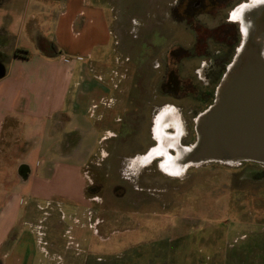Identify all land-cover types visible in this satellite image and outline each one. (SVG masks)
Returning <instances> with one entry per match:
<instances>
[{
	"label": "rangeland",
	"instance_id": "1",
	"mask_svg": "<svg viewBox=\"0 0 264 264\" xmlns=\"http://www.w3.org/2000/svg\"><path fill=\"white\" fill-rule=\"evenodd\" d=\"M94 1L111 41L95 49L101 63L93 70L108 89L90 111L100 139L84 167L86 186L79 201L26 204L23 254L7 261L264 264V162L184 170L179 161L242 44L232 11L249 0H202L210 13L190 19L177 7L191 0ZM15 16L0 29L3 65L6 48L23 36ZM159 132L168 158L143 162L160 146Z\"/></svg>",
	"mask_w": 264,
	"mask_h": 264
},
{
	"label": "crops",
	"instance_id": "2",
	"mask_svg": "<svg viewBox=\"0 0 264 264\" xmlns=\"http://www.w3.org/2000/svg\"><path fill=\"white\" fill-rule=\"evenodd\" d=\"M94 2L0 0V29L16 13L23 23L0 78V264L23 254L26 204L79 201L86 186L84 167L100 139L90 111L108 89L93 70L101 63L95 49L111 41Z\"/></svg>",
	"mask_w": 264,
	"mask_h": 264
},
{
	"label": "water",
	"instance_id": "3",
	"mask_svg": "<svg viewBox=\"0 0 264 264\" xmlns=\"http://www.w3.org/2000/svg\"><path fill=\"white\" fill-rule=\"evenodd\" d=\"M249 35L218 87L215 103L198 121L197 142L184 147V170L211 161L264 162V41ZM4 74L0 64V78Z\"/></svg>",
	"mask_w": 264,
	"mask_h": 264
},
{
	"label": "flooded vegetation",
	"instance_id": "4",
	"mask_svg": "<svg viewBox=\"0 0 264 264\" xmlns=\"http://www.w3.org/2000/svg\"><path fill=\"white\" fill-rule=\"evenodd\" d=\"M183 3H185V1H183ZM202 7V0H191L189 2L187 1L185 6H183V4L182 6H178L177 13L183 19L195 18L197 16L210 13L209 8ZM235 11L241 12V20L233 18V13ZM232 20L240 22V32L242 34L243 39L245 36L248 37V34H250L249 36L251 38L257 35L260 41H264V0H249L248 2H244L241 5H237L235 10L232 11L231 21ZM243 30L245 31L243 32Z\"/></svg>",
	"mask_w": 264,
	"mask_h": 264
},
{
	"label": "bare ground",
	"instance_id": "5",
	"mask_svg": "<svg viewBox=\"0 0 264 264\" xmlns=\"http://www.w3.org/2000/svg\"><path fill=\"white\" fill-rule=\"evenodd\" d=\"M237 11V10H236ZM234 12L233 13V18L234 19H239V20H241L242 19V14H241V12ZM254 22H255V19H254ZM255 24V23H254ZM243 31H245V30H243ZM256 39L257 40H259V37L256 35ZM157 123V128H158V125H159V122L157 121L156 122ZM156 134H157V132H156ZM158 137H159V143H160V146L159 147H157V148H155V149H153L152 150V153H150L148 156H146V158H144L143 160V162H146L147 160H148V158H149V156L151 155V154H155V155H157V154H162L163 156H164V159H167L168 158V154L167 153H165V151H164V149H165V147L162 145V135H160V132L158 133ZM173 148H176V149H178V146H172ZM160 148V149H159ZM159 149V150H158ZM158 150V151H157ZM186 150H187V148H184V149H181V151H180V156H179V158H181V160H182V158L184 157V155H185V152H186ZM157 151V152H156ZM160 152V153H159ZM165 154V155H164ZM176 155L177 154H175V155H173V157L175 156L176 157ZM151 157H152V155H151ZM150 157V158H151ZM181 160H179L180 161V164H181ZM179 163V162H178ZM181 165H183V164H181ZM184 166V165H183ZM169 172V171H168ZM174 173V172H173Z\"/></svg>",
	"mask_w": 264,
	"mask_h": 264
}]
</instances>
